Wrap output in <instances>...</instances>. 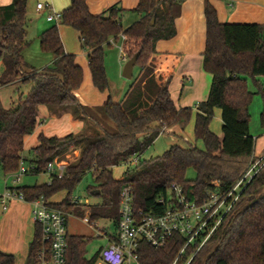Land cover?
I'll return each mask as SVG.
<instances>
[{
    "label": "trees",
    "instance_id": "16d2710c",
    "mask_svg": "<svg viewBox=\"0 0 264 264\" xmlns=\"http://www.w3.org/2000/svg\"><path fill=\"white\" fill-rule=\"evenodd\" d=\"M28 1L13 0L10 5H0L3 67L0 86L7 87L18 80L31 86L28 95H20L9 109L0 100L2 175L17 174L24 164L25 141L39 125L41 106L75 107L80 115L100 126V132L63 138L40 134L29 173L48 174L46 169L50 164L58 167L66 162L67 166L60 173L51 174L49 184L11 189L22 194L27 202L40 197L50 200L65 191L66 198L55 206L82 219L88 215L89 224L109 220L116 229L120 193L127 186L133 187L137 211L161 215L166 206L159 200L166 199L174 185L183 188L189 201L202 204L212 193L228 194L260 160L255 157L256 142L250 135L249 108L254 93L249 90L248 78L263 100L264 129V24H222L211 0H204L203 69L211 75L212 82L208 98L198 104L194 113L192 109L176 107L169 89L172 75L165 79L156 75L157 43L176 37V20L181 16L184 0H139L135 12L141 19L128 29L122 26L123 10L119 6L94 15L89 9L90 0H71L70 6L61 12L60 23L39 37L42 52L54 57L52 64L42 70L23 60V52L30 46ZM59 25L78 33L81 48L88 53L92 83L101 93L109 91L105 46L112 39L119 41L122 34L127 36L128 43L133 42L136 50H129V57L140 53L136 65L140 73L121 102L116 103L109 96L96 109L79 102L75 93L83 85L84 70L76 62V56L65 51ZM216 110L221 113L222 137L211 130ZM194 117V139L203 142L204 150L195 145L189 148L176 145L160 158L141 160L160 135L175 126L185 130ZM76 151L79 157L74 159ZM133 157L140 158L139 164L127 167L125 162ZM122 165L126 171L121 179H115L113 172ZM189 170L195 171V179H188ZM87 173L95 181L90 192L99 190L101 203L89 206L72 203L71 194ZM40 238L36 226L27 264L36 263ZM90 241L69 235L67 264H97L99 252L87 258ZM185 243L182 236H174L163 248L141 242L136 256L140 264H264V166L242 189L238 202L199 251L200 241H197L180 256ZM15 262L14 256L0 251V264Z\"/></svg>",
    "mask_w": 264,
    "mask_h": 264
},
{
    "label": "crops",
    "instance_id": "0c3cea01",
    "mask_svg": "<svg viewBox=\"0 0 264 264\" xmlns=\"http://www.w3.org/2000/svg\"><path fill=\"white\" fill-rule=\"evenodd\" d=\"M12 2L13 0H0V5L7 6ZM70 2L71 0H41L38 1L37 5L39 3L51 4L56 12L61 13L70 6ZM138 3L139 0H90L88 5L90 12L94 15L102 14L113 6H119L123 10L122 26L125 24V27L123 28L128 29L141 19V15L135 12ZM211 4L217 10L219 21L222 24H264V0H211ZM39 12L46 13L47 16L49 14L48 11ZM176 29L177 35L175 38L169 41H159L157 43L156 49L159 55V67L156 70V75H160L164 79L167 78V76L172 75L169 89L176 107H178V105L192 106L191 108H193L194 113H196L198 104L207 99L212 82L211 75L206 73L203 69V54L206 43L204 0H184L181 16L176 20ZM59 31L65 51L69 54L75 55L76 62L84 70L86 66L84 67L81 59H85L84 56H86L88 61V53L85 51L80 52V50L73 51L67 44V35L74 34L77 41H79L78 33L74 30H69V27L61 25L59 26ZM26 50L23 52L24 62L36 69L42 70L51 65L54 60V57L51 54H46V56L43 55L44 58H41L42 54L40 55L39 52L37 55V51L31 53ZM22 81L23 80H18L7 87H17L21 85L24 87L29 86L23 84ZM29 87L31 89V86ZM0 88L5 87L0 86ZM80 90L75 93V96L83 106L90 109L99 108L109 98L108 95L101 104L91 105L82 99V96L79 93ZM29 91L20 93L19 97L20 95L27 96ZM175 96H177L178 101ZM17 100L11 102L10 108L13 107ZM2 105L4 106L3 102ZM4 108L6 107L4 106ZM215 115L217 117L216 119L222 123L220 111L216 110ZM38 120L39 125L37 129L32 135L27 137L25 141V150L30 148L32 153L33 149L38 145V137L40 134H44L47 137L63 138L70 134L93 135L100 132V126L90 118L80 115L75 107L41 106L38 109ZM169 132L170 130L167 133ZM214 133L219 137H222V133ZM78 157L79 151H76L73 158L77 159ZM255 157L257 158L256 155ZM73 158L71 157V161L74 160ZM65 166H67L66 162L60 163L57 167V173H60V169H63ZM15 188L18 187H9V185L6 184V189ZM89 205L91 204L86 202L84 206ZM0 206V228L2 229L3 227H6V225L10 227V229H13L14 226L17 227L16 235L14 234L13 236L10 232V242H14L13 246L15 252H10L9 250L6 251L2 247H0V251L16 258L15 254L22 250L23 255L26 256L27 260L29 246L33 240L36 228V225H33V223L30 222L32 207L30 204L20 200L12 202L7 210H3L1 203ZM85 220H89L88 215L84 218L83 222Z\"/></svg>",
    "mask_w": 264,
    "mask_h": 264
},
{
    "label": "built area",
    "instance_id": "2783aa9c",
    "mask_svg": "<svg viewBox=\"0 0 264 264\" xmlns=\"http://www.w3.org/2000/svg\"><path fill=\"white\" fill-rule=\"evenodd\" d=\"M37 10L48 11L47 20L56 24L60 23L62 15L56 12L51 4L39 3ZM120 38L122 40L120 45L121 60L127 62L130 57L125 45L129 40L124 34L120 35ZM114 41L112 39L110 43ZM139 162V157H133L127 160L125 165L134 167ZM263 166L264 157L250 167L228 194L222 196L219 193H212L208 200L202 204L189 201L183 188L174 185L166 199L159 200L160 204L166 206L161 215L137 211L134 206L133 187H125L120 193L119 220L115 234H102L107 237V245L98 251L99 263L140 264L136 254L141 242H146L155 248H163L174 236H182L186 240L180 256L197 241H200L197 249L199 251L218 228L223 218L238 202L242 189L250 183ZM30 169L22 164L16 181H20V178L27 175ZM57 169L54 164H50L46 171L51 175ZM17 200L31 205L32 221L40 230L41 238L38 243L35 264H67L69 213L44 197L27 202L22 194L11 189H7L3 195H0L3 210H7L8 206ZM84 222L89 224V220ZM111 236H114V239Z\"/></svg>",
    "mask_w": 264,
    "mask_h": 264
},
{
    "label": "rangeland",
    "instance_id": "374dc122",
    "mask_svg": "<svg viewBox=\"0 0 264 264\" xmlns=\"http://www.w3.org/2000/svg\"><path fill=\"white\" fill-rule=\"evenodd\" d=\"M41 0H32L28 1V19H29V29H28V40L30 41V46L26 51H30L31 53L37 51V55L42 54L41 58H44L46 54L43 53L40 48V35L47 29L51 28L56 23L49 22L47 20V14L41 13L37 10V3ZM60 26V25H59ZM125 27V24H123ZM69 30H73L69 28ZM72 32V31H70ZM67 34V33H65ZM72 34V33H71ZM122 43L121 38L119 41H114L109 45L105 46V69L107 74V79L109 82V91L101 93L99 92L92 83V78L88 69V61L87 57L84 56L85 59H81L84 67V81L82 88L80 90V95L85 102L89 104H101L102 101L109 95L112 97V100L116 103L121 102L128 90L134 83V80L138 77L140 73V67L136 66L134 68V76L131 80L126 79L122 76L124 66L126 62L121 60L120 56V45ZM67 44L72 48L73 51L83 52L81 48V44L79 45V41L75 38V35H67ZM125 48L129 53V50H136L133 42L127 43ZM39 52V53H38ZM83 54V53H82ZM83 57V56H82ZM35 58V57H34ZM38 61V60H35ZM3 72V67L0 65V76ZM249 90L254 93L252 98V102L250 104L249 113H250V134L255 140V155L257 158L262 159L264 157V129L261 125V114L263 111V100L260 95L257 94V88L253 81L248 78ZM29 86H13V87H5L0 88V98L4 104V106L9 109L12 101H16L19 97L20 93H25L29 91ZM175 98L178 101L177 96ZM208 98V96H207ZM203 102V101H202ZM179 103V102H178ZM201 103V102H200ZM196 104V103H195ZM194 104V105H195ZM192 107V106H191ZM190 106H179L178 109H192ZM74 108V107H73ZM194 111V110H193ZM220 111V110H218ZM99 117V114H97ZM216 115L213 118L211 123V130L216 133H222L221 127L222 123L216 119ZM194 123L195 117L192 119L190 124L186 127L185 130H182L180 127L175 126L170 129L169 133L162 134L157 138L154 144L143 154L141 160H152L156 158L162 157L171 147L180 146L183 148H189L190 146L197 147L200 150H204L203 142H195L194 139ZM110 126H114L110 123ZM112 124V125H111ZM23 157L25 159L24 166L29 167L31 161L34 159V154L30 151V148L24 151ZM72 160V159H71ZM133 167V166H132ZM126 171V167L124 165L116 168L113 172V176L115 179H121ZM19 173L13 176H0V195H3L6 192V184L9 187H25V186H34V185H43L49 183L50 175L49 174H41V175H32L28 173L27 175H23L20 178V181H16V176ZM196 178V173L194 170L188 171V179L193 180ZM95 187V181L92 177L91 173H87L82 181L76 186L73 193L71 194V202L85 205L86 202H89L91 205L101 203V198L99 196H94L92 192H90L91 188ZM67 196V192H61L53 197L50 201L53 204H60ZM1 208V206H0ZM32 215H30V222H32ZM84 218H79L75 215H70L68 217V233L72 236H80L91 239L90 243L87 247V258L91 259L95 256V254L105 245H107V237H105L104 233H108L109 235L115 234V227L112 222L109 220H99L94 224H87L83 222ZM33 225H35L33 223ZM35 227V226H34ZM17 227H13L10 229L6 225V227L0 228V247L5 249L6 251H14L15 248L13 246L14 242H10V235H16ZM11 232V233H10ZM9 239V241H8ZM2 252V251H1ZM4 253V252H3ZM16 264H27L26 256L23 255L22 250L15 254ZM97 264H100L99 261Z\"/></svg>",
    "mask_w": 264,
    "mask_h": 264
},
{
    "label": "water",
    "instance_id": "95a60500",
    "mask_svg": "<svg viewBox=\"0 0 264 264\" xmlns=\"http://www.w3.org/2000/svg\"><path fill=\"white\" fill-rule=\"evenodd\" d=\"M152 25H154V21L152 22ZM140 56V53L135 54L132 58H130L123 69V73L122 76L126 79L131 80L134 76V68L137 65L138 62V58ZM94 196H99L100 195V191L97 190L96 192L93 193Z\"/></svg>",
    "mask_w": 264,
    "mask_h": 264
}]
</instances>
